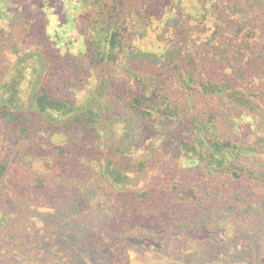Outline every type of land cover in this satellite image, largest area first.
Wrapping results in <instances>:
<instances>
[{"label": "trees", "instance_id": "obj_1", "mask_svg": "<svg viewBox=\"0 0 264 264\" xmlns=\"http://www.w3.org/2000/svg\"><path fill=\"white\" fill-rule=\"evenodd\" d=\"M222 1L217 14L184 13L168 27L165 46L177 52L131 84L113 67L132 47L133 0L87 1L85 53L60 74L46 53L17 47L23 59L0 74V264L41 253L31 245L40 223L71 214L69 201L96 225L106 212L123 227L161 222L168 240L233 220L264 236V0ZM87 68L99 70L97 83L79 100L70 89ZM157 131L161 143L142 150ZM53 135L66 141L46 147Z\"/></svg>", "mask_w": 264, "mask_h": 264}, {"label": "rangeland", "instance_id": "obj_2", "mask_svg": "<svg viewBox=\"0 0 264 264\" xmlns=\"http://www.w3.org/2000/svg\"><path fill=\"white\" fill-rule=\"evenodd\" d=\"M87 1L0 0V74L10 61L23 59L18 56L17 47L19 51L31 49L37 54L46 53L57 74L77 64L75 57L81 59L86 50ZM155 1L132 2L128 16L132 47L123 52L113 67L116 78L126 83H134L135 74L158 69L177 52L178 47L165 46L164 40L168 27L174 22H181L188 15L195 21L204 11L217 14L214 5H224L222 0H162V8L153 14ZM32 11L35 13L31 14ZM262 27L264 29L263 22ZM158 34L162 38H158ZM87 73L85 83L70 89L79 100L97 83L99 70L87 68ZM252 122L251 116H242L241 130L254 134ZM162 138V133L157 131L149 136L142 150L161 143ZM2 140L0 130V144ZM41 141L46 147H53L64 143L66 137L44 136ZM4 149L2 145L1 153ZM184 162L190 166L196 164V160L185 159ZM66 204L70 208L74 206L71 214L63 210L40 223L44 231L36 233L40 240L31 245L41 253H10L9 264H264V236L255 235L256 228L250 223L247 226L248 223L237 220L223 221L208 231L180 233L168 240V234L158 229L161 222L140 221L135 226L129 222L123 227L117 217L109 222L106 218L110 217V212H106L104 220L96 225L85 205L70 206V201ZM109 208L112 207L107 210ZM60 235L70 241L63 249Z\"/></svg>", "mask_w": 264, "mask_h": 264}]
</instances>
